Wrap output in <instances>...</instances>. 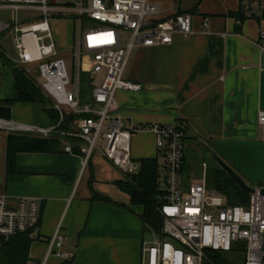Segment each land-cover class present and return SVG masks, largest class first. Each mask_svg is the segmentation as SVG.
<instances>
[{"label": "crops", "instance_id": "1", "mask_svg": "<svg viewBox=\"0 0 264 264\" xmlns=\"http://www.w3.org/2000/svg\"><path fill=\"white\" fill-rule=\"evenodd\" d=\"M240 4L241 0L163 3L161 18L193 12V35L185 39L175 34L171 45L134 49L125 78L140 84L143 90L117 92L113 113L126 129L132 125L180 128L185 134L184 157L195 155L197 161L202 160L200 155L211 157L199 144L201 141L250 187L264 189V135L258 122V114L264 111V52L258 44L264 22L246 19ZM37 17H28L21 25ZM205 18L209 19V29L202 26ZM72 33L68 31L56 41L64 58L72 56ZM8 36L0 37V46ZM1 52L0 107L12 104L11 120H0L42 129L55 126L43 107L18 101L13 69L17 57L10 58L3 47ZM100 75V83L93 88L102 83L105 74ZM31 76L38 80L36 72L32 71ZM93 82L91 76V89ZM13 132L35 134L0 125V195L41 201L39 228L28 237L32 241L30 259L43 264L48 240L60 229L67 240L64 250L75 255L69 264H140L143 244L153 238L140 217L143 208L132 206L130 197L115 184L123 174L98 152L84 170L79 141L59 135L55 136L60 140L55 150L19 152L11 159L8 146ZM68 145H73V153L67 152ZM131 148L133 160L138 163L160 157L165 161L164 152L156 148L150 133L135 134ZM202 163L206 169L196 177L194 168L186 172V162L181 175L185 188L196 179L203 180L208 163ZM93 192L110 201L94 199ZM33 261L28 264H36ZM66 262L51 257L47 264Z\"/></svg>", "mask_w": 264, "mask_h": 264}, {"label": "built area", "instance_id": "2", "mask_svg": "<svg viewBox=\"0 0 264 264\" xmlns=\"http://www.w3.org/2000/svg\"><path fill=\"white\" fill-rule=\"evenodd\" d=\"M168 1L172 0H81L63 5L58 0H0V37L14 31L15 66L29 75L36 72L40 80L37 86L60 114V122L51 128L14 124L10 129L46 137L74 138L79 141L84 170L98 152L123 176L137 173L141 167L132 157L133 136L152 134L156 148L165 154V198L160 209L164 225L161 235L152 233L153 240L143 244L140 264H202L206 251L227 254L235 244L241 243L246 248L244 264H264L262 190L254 188L248 206H232L218 191L207 187L205 173L201 182L185 188L181 177L185 165L184 132L170 125H132L126 129L113 113L117 92L143 90L140 84L125 78L134 49L171 45L175 34L185 39L193 35V13L160 17L162 4ZM239 10L246 19L264 22V0H241ZM21 11L34 12L38 17L21 25L18 16ZM70 18L80 21L81 26L85 19L93 22L85 31L80 27L79 39L72 49L71 57L78 65L76 78L69 74L67 60L60 55L51 30L52 21ZM209 25V19L205 18L202 26L209 29ZM120 28L127 31L126 40ZM258 40L264 52V30ZM84 53L93 62L89 74H105L102 83L92 89L88 104L84 103L86 96L82 90ZM65 114L75 117L69 130L61 129L67 119ZM88 114L92 117H82ZM258 115L264 135V111ZM72 149L73 145L66 147L68 153H73ZM41 215L38 199L0 195V264L4 243L19 235L33 237ZM66 244V236L57 230L48 240L43 264L51 257L71 261L75 255L64 250Z\"/></svg>", "mask_w": 264, "mask_h": 264}, {"label": "trees", "instance_id": "3", "mask_svg": "<svg viewBox=\"0 0 264 264\" xmlns=\"http://www.w3.org/2000/svg\"><path fill=\"white\" fill-rule=\"evenodd\" d=\"M193 13V12H191ZM0 54H2L0 50ZM16 76V89L19 92L18 101L33 102L43 107L50 121L54 125L60 122V114L55 110L51 101L45 97L43 91L37 86L36 80L24 69H19L13 66ZM11 102L6 103V107H0V119L6 121L11 120ZM82 117H92L91 114L83 115ZM73 118L68 117L66 122L61 125V129L69 130ZM180 129V128H179ZM60 143L59 137L42 138L40 136L31 134H22L13 132L9 134V158H13L19 152H51L56 149ZM12 162V160H11ZM186 165V159L184 157ZM141 167L139 172L123 176L122 180L116 182V186L123 193L130 197L132 206H140L143 208L141 219L145 224L147 231L161 235L163 230V219L160 214L161 206L164 202L165 191L163 188V166L159 163V158L142 159L139 161ZM183 167L182 173L185 170ZM165 167V166H164ZM207 187L218 191L227 203L232 206H248L250 195L239 189L237 185L231 180L225 171L220 167L216 170H209L206 173ZM93 198L102 201H110L99 194L93 192ZM32 241L25 236L19 235L16 238L4 243L2 248V264H28L30 256L29 249ZM245 244H235L231 252L233 254H245ZM221 252L206 251V258L202 264H238L237 262H229ZM70 261L65 264H69ZM244 264V263H243Z\"/></svg>", "mask_w": 264, "mask_h": 264}, {"label": "rangeland", "instance_id": "4", "mask_svg": "<svg viewBox=\"0 0 264 264\" xmlns=\"http://www.w3.org/2000/svg\"><path fill=\"white\" fill-rule=\"evenodd\" d=\"M61 4L63 5H67L70 3H76V2H80L81 0H58ZM36 16V13L34 12H28V11H21L19 13V18H20V23H24L25 20L29 17L32 16ZM60 19L54 20L51 22V30L53 31V35H54V39L55 41L62 39L63 37H65V35H67L68 31L72 30V34H73V40L75 41V43L78 41L81 30L80 27H83V30H87L86 28L91 27L92 23L91 21L85 19L83 20V24L81 26L80 21L74 19V18H70V19H61V20H67V21H58ZM69 28V30H68ZM123 34V38L124 40L127 39L128 37V33L126 30L120 28ZM9 36L8 37H4V39L1 42V46L3 47L5 54H7L10 58L15 59L17 57V51L15 49V46L12 43L13 37L15 36L14 32H9L8 33ZM67 37V36H66ZM65 60H67V66H68V71L69 74L73 77H77L78 75V65L76 60L74 61L72 59V57H67L65 55ZM93 66V62L92 59H90L89 55L84 53L83 56V63H82V72H83V79L85 78V74L86 72H90ZM95 80V82L92 83L91 87L93 88L96 84L100 83L101 79H102V75H92V80ZM40 83V80H37ZM36 81V82H37ZM39 88V87H38ZM46 97V96H45ZM66 118L69 117V115L65 114ZM75 118V117H74ZM3 126V125H1ZM202 160H194L195 159V155L194 156H185V158L187 159V170L186 172H188L189 170L194 168V173L195 176L199 177L203 171H204V167L202 162H207L208 163V168H207V172L209 170H216L219 168V166L211 159L210 156L208 155H200ZM204 158V159H203ZM200 159V158H198ZM196 162V164H195ZM159 163L163 166V158L160 157L159 158ZM206 165V164H204ZM206 169V168H205ZM195 182H200V179H196ZM163 232V230H162ZM223 256L225 258H227V260L229 262H237L238 264H243L245 261V256L246 254H233V253H227V254H223ZM30 262H32L33 260L29 259ZM36 264H38L39 262L37 261H33Z\"/></svg>", "mask_w": 264, "mask_h": 264}, {"label": "water", "instance_id": "5", "mask_svg": "<svg viewBox=\"0 0 264 264\" xmlns=\"http://www.w3.org/2000/svg\"><path fill=\"white\" fill-rule=\"evenodd\" d=\"M90 81H91V74L86 72L85 74V81L82 84V90L86 93V98L84 100L85 104H88L91 102L92 98V89L90 88ZM1 122H5L0 120ZM9 123V122H7ZM199 144L201 147H203L208 154L211 155L212 160L223 170L227 173V175L231 178V180L237 185V187L241 190H243L246 194L252 195L255 193L254 188L250 187L245 180L241 177V175H238L231 167L226 163V161H223L211 148L210 146H207L205 143L199 141ZM262 190V194L264 195V189ZM262 250H264V243L262 246Z\"/></svg>", "mask_w": 264, "mask_h": 264}, {"label": "bare ground", "instance_id": "6", "mask_svg": "<svg viewBox=\"0 0 264 264\" xmlns=\"http://www.w3.org/2000/svg\"><path fill=\"white\" fill-rule=\"evenodd\" d=\"M0 125H3L5 127H7V128H12L14 126V124H12V123L1 122V121H0Z\"/></svg>", "mask_w": 264, "mask_h": 264}]
</instances>
